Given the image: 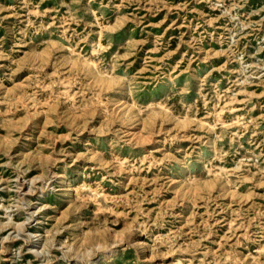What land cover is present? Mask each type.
<instances>
[{"label": "rangeland", "instance_id": "374dc122", "mask_svg": "<svg viewBox=\"0 0 264 264\" xmlns=\"http://www.w3.org/2000/svg\"><path fill=\"white\" fill-rule=\"evenodd\" d=\"M0 193V264H264V0H0Z\"/></svg>", "mask_w": 264, "mask_h": 264}, {"label": "bare ground", "instance_id": "6f19581e", "mask_svg": "<svg viewBox=\"0 0 264 264\" xmlns=\"http://www.w3.org/2000/svg\"><path fill=\"white\" fill-rule=\"evenodd\" d=\"M73 44V43H72ZM87 62V61H86ZM91 68H93V67H91ZM5 119V118H4ZM241 120V119H240ZM25 122V121H24ZM37 123V122H36ZM26 125V124H25ZM66 127V126H65ZM39 128V127H38ZM139 133V132H138ZM88 134V133H87ZM8 138H9V136H8ZM122 164V163H121ZM56 171V170H55ZM67 171V170H66ZM69 171V170H68ZM71 172V171H70ZM54 174V173H53ZM58 176H60V175H58ZM182 178V177H181ZM24 185V184H23ZM20 186H21V184H20ZM61 187V186H60ZM21 189H23V188H21ZM1 194V193H0ZM23 198V197H22ZM62 203V202H61ZM37 214V213H36ZM12 221V220H11ZM25 229V228H24ZM1 233V232H0ZM35 237V236H34ZM32 238V237H31ZM143 240V239H142ZM122 242V241H121ZM53 243V242H52ZM35 245H37V244H35ZM30 249H31V247H30ZM29 250V249H28ZM33 250V249H32ZM36 249H34L32 252H34ZM168 256V255H167ZM96 257V256H95ZM107 257V256H106ZM71 260V259H70ZM161 262V261H160ZM80 264V263H79ZM184 264V263H183Z\"/></svg>", "mask_w": 264, "mask_h": 264}]
</instances>
